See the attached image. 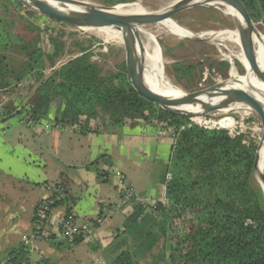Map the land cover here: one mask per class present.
Here are the masks:
<instances>
[{
	"label": "trees",
	"instance_id": "1",
	"mask_svg": "<svg viewBox=\"0 0 264 264\" xmlns=\"http://www.w3.org/2000/svg\"><path fill=\"white\" fill-rule=\"evenodd\" d=\"M106 1L110 7L119 4ZM241 1L254 22L264 24V0ZM2 7L12 17L4 0H0ZM32 35L17 34L12 21L0 18V90L25 77L38 85L27 102L25 98L9 102L2 120L24 114L32 125L52 122L86 131L101 120L105 130L145 131L158 126L173 132L167 169L171 179L166 181L165 199L152 209L168 223L164 234L168 235L169 264H264V191L255 177L256 143L247 144L242 134L207 129L192 124L189 116L161 109L134 86L126 63L117 72L104 74L92 61L91 48L81 46L73 58L57 67L63 36L52 34L45 50L39 38L30 39ZM47 66L53 70L45 76ZM211 67L221 73L229 64ZM195 70L190 64L173 65L176 75L185 79L194 76ZM144 209L137 208L129 221H140ZM9 255L14 264L19 259L21 264L13 252ZM114 264H134L133 256L126 252Z\"/></svg>",
	"mask_w": 264,
	"mask_h": 264
},
{
	"label": "crops",
	"instance_id": "2",
	"mask_svg": "<svg viewBox=\"0 0 264 264\" xmlns=\"http://www.w3.org/2000/svg\"><path fill=\"white\" fill-rule=\"evenodd\" d=\"M9 86L10 94L22 90L20 98L27 102L38 85L25 77ZM1 117L0 264L10 252L27 264H114L120 255L130 252L129 240L121 237L129 233V218L140 207L135 200L106 221L99 241L68 243L60 237L62 221L68 213H75L81 221L94 220L103 207L118 204L120 177L139 196L157 201L152 194L161 190V185L146 166L171 156L173 138L158 126L145 131L128 127L105 130L98 120L82 131L52 122L28 124L24 114L6 120ZM52 185L62 186L66 193L50 221L54 234L51 240L34 241L29 251L23 240L33 230L36 207L52 196L46 187ZM148 258L144 255L142 264Z\"/></svg>",
	"mask_w": 264,
	"mask_h": 264
},
{
	"label": "rangeland",
	"instance_id": "3",
	"mask_svg": "<svg viewBox=\"0 0 264 264\" xmlns=\"http://www.w3.org/2000/svg\"><path fill=\"white\" fill-rule=\"evenodd\" d=\"M77 1L95 7H110V4L107 3L106 0ZM116 1L119 4L126 5H128V3H136V0ZM164 2L165 0H144L142 2V7L146 9L147 12H155L165 7ZM4 4L9 7L11 11L9 15L12 14V17L6 16L4 8L2 7L0 9V18L3 17L9 22L12 21V28L17 34L22 33L23 35V33L27 31V34H33L30 36V39L33 37L39 38V43L45 50L49 48L48 41L52 36L55 38L63 36L60 39V44L63 45V51L57 62V67L73 58L74 55L79 52L81 46L91 48L90 52L92 54V61L101 66L104 74L117 72L120 64L126 63L127 65V62L129 61L128 48L122 40H110L105 33H101L98 30H84L68 24L63 25L62 22L44 16L24 4L19 6L14 0H4ZM173 20L176 21L180 27L185 28L196 35L212 31L230 32L237 28V25L228 18L227 12L223 8L215 9L209 7H196L180 13L174 17ZM255 23L257 28L264 35L263 22L259 21ZM146 26L155 33L157 41L161 46L162 55L166 61V66L164 65L166 76L185 92L193 93L205 90L224 82H228L224 85L235 83L237 80V75L235 73L238 74L244 83L254 81L252 74L239 62V60L231 59L233 63H236L237 70H232L230 73L231 65L223 58L222 54L228 55L229 50L233 52L238 51L236 46L228 43L226 49L224 47H219L217 42L210 39H178L175 36L165 33L157 34L154 24ZM33 29L34 31H32ZM17 52L20 53L19 51ZM19 61L21 60L19 59L18 62ZM222 62L228 63L229 69L224 68L220 73L218 67H211L213 64ZM176 63L194 65L196 67L194 76L189 79L178 77L173 71V65ZM239 66L243 68V72L240 71ZM52 70L53 69L50 66H47L46 71L44 72L45 76L51 74ZM222 74H226V78H224V75ZM1 90L7 95L4 89L1 88ZM18 92L20 95L23 93L22 90H18ZM192 118L193 117L190 118L192 124L207 129H224L230 131L232 134H242L245 136L247 144L256 143L259 147L260 143L264 142L262 139L264 132L263 121L256 113L250 110L236 107L222 108L202 115L199 122L194 121ZM15 119L17 120V117H15ZM161 129H163L166 135L173 138V132L164 128ZM169 159V155L163 156L159 163L153 164L151 162L146 166V169L154 174L157 183L161 185V190H158L157 193L155 191L152 194V197L157 200L153 203L165 199L166 181L170 180L168 179L170 176L168 177L169 173L167 170ZM255 177L257 178L256 173ZM50 187H56V185ZM141 199L146 203L153 201L146 197H142ZM164 204L166 206L167 201H164ZM109 206H116V204H109ZM152 207H146L145 209L147 211L144 212L140 220L142 222L132 223L129 233L125 235L123 234L121 237L122 240L126 238L129 240V251L133 255L134 264H142V258H144V255H148L149 257L145 264H169V258L167 257L168 235L167 233L164 234L165 231L167 232L168 223L165 219H158L159 217L155 215Z\"/></svg>",
	"mask_w": 264,
	"mask_h": 264
},
{
	"label": "water",
	"instance_id": "4",
	"mask_svg": "<svg viewBox=\"0 0 264 264\" xmlns=\"http://www.w3.org/2000/svg\"><path fill=\"white\" fill-rule=\"evenodd\" d=\"M17 1L44 16L50 17L59 22L71 25L76 28H111L122 32L123 37L126 40L125 44L128 48L129 53V61L127 62L126 66L132 78L134 86L144 96L156 102L161 109L171 114H179L192 117L189 114L169 111L163 106L181 107L189 105H200L208 109L239 107L256 113L262 119L264 128V106L258 100L256 89L254 86H252V88L247 91L246 100H219L218 102H209L205 99H202L201 95H204L210 99L216 98L213 96L211 91L217 89L218 84L205 90L188 93L186 97L168 98L164 95L152 91L146 85L142 74L140 57L141 40L139 34L136 31L139 26L156 24L168 19H173L180 13L196 7H209L217 9L221 4H226L234 8L242 17V25L236 24L239 33L241 49L249 64L251 72L264 83V69L258 63V59L254 49L253 36L257 31L256 23L250 16L247 8L241 0H179L167 9L158 10L155 12H147L144 14H121L114 11V8L116 6L126 4H117L111 7H94L77 0ZM52 3H56L58 6ZM262 139L264 140V132ZM258 159L259 148L256 155L255 169L257 167ZM257 180L264 191V173L261 174Z\"/></svg>",
	"mask_w": 264,
	"mask_h": 264
},
{
	"label": "bare ground",
	"instance_id": "5",
	"mask_svg": "<svg viewBox=\"0 0 264 264\" xmlns=\"http://www.w3.org/2000/svg\"><path fill=\"white\" fill-rule=\"evenodd\" d=\"M44 1V0H37ZM144 0H136L134 4L128 5H120L114 8L116 13L121 14H144L147 13V10L142 7V2ZM179 0H165V7L163 9H167L174 5ZM48 2V1H45ZM163 2V1H162ZM58 6L56 3H52ZM96 5V4H95ZM95 7V6H94ZM103 7V6H102ZM218 8H223L226 10L228 18L236 24L242 25V17L240 14L231 6L226 4H221ZM156 33L161 34L165 33L168 35H172L177 37L178 39H202L207 40L210 39L218 43L219 47H224L227 49V44L230 43L238 48V51L233 52L229 50L228 55H223V58L228 61L231 65L232 70H237L236 63H233L231 59L239 60V62L244 65L249 72L252 74L254 81L249 83H244L237 73V80L235 83L224 85L218 84V88L214 91H211L214 97L213 99L207 98L204 95H201L202 99L207 101L218 102L222 101H237V100H246L247 99V91L252 88V86L256 89V94L258 100L264 106V83L260 81L250 70L249 64L242 52L238 29H234L230 32H204L200 35H196L185 28L180 27L176 21L173 19H168L159 23L154 24ZM152 27V26H151ZM257 28V26H256ZM84 30H98L99 32H103L107 35V38L122 40L126 42L123 37V33L111 28H103V29H84ZM83 30V31H84ZM137 33L140 36L141 46H140V57H141V67L142 74L146 85L154 92H157L161 95H164L168 98H181L186 97L188 95L187 92L182 90L179 86L175 85L170 78H168L164 71V65L166 64L165 59L162 55V49L157 41V37L154 32L149 29L148 26H139L136 29ZM101 37V36H100ZM254 40V49L256 52V56L258 59V63L264 69V35L257 28L256 33L253 36ZM230 47V46H229ZM231 48V47H230ZM233 48V47H232ZM232 50V49H231ZM223 51V50H222ZM235 51V50H234ZM166 66V65H165ZM236 72V71H235ZM234 74V71H233ZM165 109L178 112L183 114L191 115L194 121L199 122L204 114H208L210 112L219 110V109H208L204 106L200 105H189V106H181V107H171V106H163ZM239 108V107H236ZM231 121V120H230ZM255 173L257 175V179L261 174L264 173V142L262 146V150L259 147V159L257 163V167L255 169Z\"/></svg>",
	"mask_w": 264,
	"mask_h": 264
},
{
	"label": "built area",
	"instance_id": "6",
	"mask_svg": "<svg viewBox=\"0 0 264 264\" xmlns=\"http://www.w3.org/2000/svg\"><path fill=\"white\" fill-rule=\"evenodd\" d=\"M14 88V87H13ZM22 89V88H19ZM7 95L0 90V115L4 107L9 102H15L19 100L20 94L14 90L10 94L9 89H4ZM21 99V98H20ZM15 100V101H14ZM168 179H171L170 177ZM47 189L52 193L49 199H46L38 204L33 216V230L23 240V246L27 250H32L33 242L36 240H51L54 232L51 230L50 221L54 212L55 207L60 204L66 196L65 189L62 186L50 187L46 186ZM118 204L116 206H105L102 209L101 215L94 220L80 221L75 213H68L63 219L61 224L60 237L68 243H75L79 240L94 242L99 241V231L105 225L106 221L112 218L119 210L127 205L131 200H135L140 206L143 207H154L156 203L154 201L143 202L135 190L127 183V180L123 177L119 178L118 181ZM150 205V206H149ZM117 236V233L115 234ZM2 264H14L11 259H7ZM21 264H27L26 260H22Z\"/></svg>",
	"mask_w": 264,
	"mask_h": 264
}]
</instances>
